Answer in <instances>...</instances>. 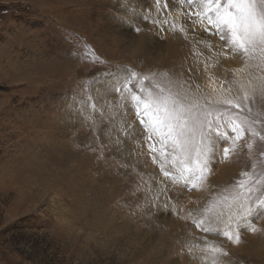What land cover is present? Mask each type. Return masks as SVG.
<instances>
[{"label":"rangeland","instance_id":"374dc122","mask_svg":"<svg viewBox=\"0 0 264 264\" xmlns=\"http://www.w3.org/2000/svg\"><path fill=\"white\" fill-rule=\"evenodd\" d=\"M190 10L181 0H0V264H205L187 252L202 234L186 213L250 169L246 149L211 165L208 190L188 191L159 183L118 94L77 114L84 93L110 87L121 67L168 71L204 90L207 61L231 81L241 58L218 57V37L186 18ZM173 18L186 33L160 29ZM252 106L264 111L259 97ZM240 227L238 245L207 237L229 254L220 264H264V209Z\"/></svg>","mask_w":264,"mask_h":264},{"label":"snow or ice","instance_id":"6c2138e0","mask_svg":"<svg viewBox=\"0 0 264 264\" xmlns=\"http://www.w3.org/2000/svg\"><path fill=\"white\" fill-rule=\"evenodd\" d=\"M181 3L197 9L185 16L194 18L192 22L201 32L218 37V57L227 58L231 54L241 58L242 66L233 71L234 78L228 81L213 76L210 68L214 65L205 61L202 71L208 77V85L201 90L200 84L193 87L187 78L173 79L168 71L141 74L121 67L119 78L110 87L96 95L91 91L84 93L86 107L80 106L77 114L94 113L98 110V99L118 94L121 104L130 106L143 130L142 154L158 167L159 183L188 191L208 190L211 165L227 161L246 149L247 158L253 161L250 169L241 171L239 179L231 185L212 192L195 214L186 213L202 234L194 237L202 241V246L190 242L187 252H198L205 264H220L229 254L207 237L221 236L238 245L241 220L257 208L264 209V111L254 113L252 106L257 97L264 101V0H181ZM159 27L162 31L187 32L175 18L171 22L161 21ZM199 43L211 51L210 43ZM123 126L130 131L136 127L126 120ZM258 143L259 150L253 156ZM246 230L258 231L251 225Z\"/></svg>","mask_w":264,"mask_h":264}]
</instances>
